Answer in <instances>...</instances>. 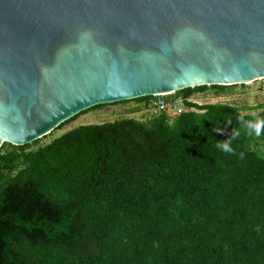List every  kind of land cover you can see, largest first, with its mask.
<instances>
[{
	"label": "trees",
	"instance_id": "1",
	"mask_svg": "<svg viewBox=\"0 0 264 264\" xmlns=\"http://www.w3.org/2000/svg\"><path fill=\"white\" fill-rule=\"evenodd\" d=\"M245 88L94 106L31 144H2L0 264H264V133L248 135L240 123L264 112L190 101ZM128 102L127 113L143 119L55 136L90 111ZM157 102L183 111L169 116L151 109ZM234 129V153L218 149Z\"/></svg>",
	"mask_w": 264,
	"mask_h": 264
},
{
	"label": "water",
	"instance_id": "2",
	"mask_svg": "<svg viewBox=\"0 0 264 264\" xmlns=\"http://www.w3.org/2000/svg\"><path fill=\"white\" fill-rule=\"evenodd\" d=\"M264 79V0H0V147L94 106Z\"/></svg>",
	"mask_w": 264,
	"mask_h": 264
},
{
	"label": "rangeland",
	"instance_id": "3",
	"mask_svg": "<svg viewBox=\"0 0 264 264\" xmlns=\"http://www.w3.org/2000/svg\"><path fill=\"white\" fill-rule=\"evenodd\" d=\"M246 88L243 92L237 91V93L228 97H213L211 95H195L190 101L198 105L207 104H231L238 106L239 108H255L248 114H256L259 112H264V79L258 80L245 85ZM262 106V107H259ZM135 107L134 102H128L126 104L109 105L100 110L90 111L85 115L80 116L75 122L69 126L63 128L61 131L57 132L55 136L63 134L73 128L84 126V125H94L102 123H110L119 118H135L143 119L144 113L140 114H128L127 112L133 110ZM183 109V108H182ZM245 113V112H244ZM52 139L48 137L41 141V144L47 143V140Z\"/></svg>",
	"mask_w": 264,
	"mask_h": 264
},
{
	"label": "clouds",
	"instance_id": "4",
	"mask_svg": "<svg viewBox=\"0 0 264 264\" xmlns=\"http://www.w3.org/2000/svg\"><path fill=\"white\" fill-rule=\"evenodd\" d=\"M241 126L246 129L248 135H255L257 137L264 133V118H256L253 120L241 119ZM240 135L239 130L234 129L231 131L230 136L224 141H218L216 147L226 153H234V149L231 147L232 140ZM241 158L243 153L240 154Z\"/></svg>",
	"mask_w": 264,
	"mask_h": 264
},
{
	"label": "built area",
	"instance_id": "5",
	"mask_svg": "<svg viewBox=\"0 0 264 264\" xmlns=\"http://www.w3.org/2000/svg\"><path fill=\"white\" fill-rule=\"evenodd\" d=\"M151 109L154 107L155 109H159L162 112H165L169 116H177L179 115L183 109L180 104H174L171 102H157L156 104L150 105Z\"/></svg>",
	"mask_w": 264,
	"mask_h": 264
},
{
	"label": "bare ground",
	"instance_id": "6",
	"mask_svg": "<svg viewBox=\"0 0 264 264\" xmlns=\"http://www.w3.org/2000/svg\"><path fill=\"white\" fill-rule=\"evenodd\" d=\"M2 146V145H1Z\"/></svg>",
	"mask_w": 264,
	"mask_h": 264
}]
</instances>
